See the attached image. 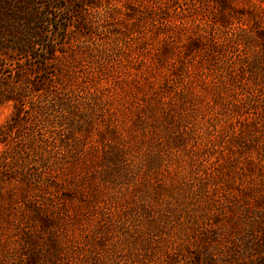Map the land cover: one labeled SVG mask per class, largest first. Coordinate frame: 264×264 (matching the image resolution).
<instances>
[{"label":"rangeland","instance_id":"1","mask_svg":"<svg viewBox=\"0 0 264 264\" xmlns=\"http://www.w3.org/2000/svg\"><path fill=\"white\" fill-rule=\"evenodd\" d=\"M6 1L37 33L0 41V164L59 157L44 264H264V0Z\"/></svg>","mask_w":264,"mask_h":264},{"label":"trees","instance_id":"2","mask_svg":"<svg viewBox=\"0 0 264 264\" xmlns=\"http://www.w3.org/2000/svg\"><path fill=\"white\" fill-rule=\"evenodd\" d=\"M4 5L10 15L5 28L0 24V41L12 38L20 46H35L32 37L37 30L24 18L33 8H12L6 0ZM41 18L36 23H44ZM47 151L49 158L40 169L30 164H0V264H44L58 252L62 184L57 172L59 157ZM4 168H11L13 175L6 177Z\"/></svg>","mask_w":264,"mask_h":264}]
</instances>
